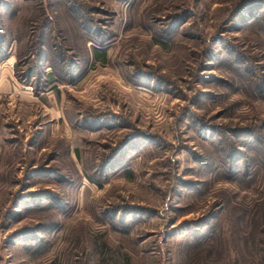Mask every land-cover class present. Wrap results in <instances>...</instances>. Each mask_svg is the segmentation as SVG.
Wrapping results in <instances>:
<instances>
[{
    "label": "rangeland",
    "instance_id": "obj_1",
    "mask_svg": "<svg viewBox=\"0 0 264 264\" xmlns=\"http://www.w3.org/2000/svg\"><path fill=\"white\" fill-rule=\"evenodd\" d=\"M1 70L0 264H264V0H0Z\"/></svg>",
    "mask_w": 264,
    "mask_h": 264
},
{
    "label": "crops",
    "instance_id": "obj_2",
    "mask_svg": "<svg viewBox=\"0 0 264 264\" xmlns=\"http://www.w3.org/2000/svg\"><path fill=\"white\" fill-rule=\"evenodd\" d=\"M1 74L2 70L0 71V93L3 92L4 94L6 91L9 92L11 90H15L16 92L17 90H20V87L13 82L12 78L9 77L10 74L8 70L7 73H3L2 75Z\"/></svg>",
    "mask_w": 264,
    "mask_h": 264
}]
</instances>
